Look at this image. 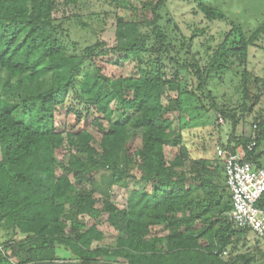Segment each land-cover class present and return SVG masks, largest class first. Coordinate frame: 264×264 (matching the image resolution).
Here are the masks:
<instances>
[{
	"label": "trees",
	"instance_id": "1",
	"mask_svg": "<svg viewBox=\"0 0 264 264\" xmlns=\"http://www.w3.org/2000/svg\"><path fill=\"white\" fill-rule=\"evenodd\" d=\"M65 2L77 5L79 0ZM205 2L199 0V6L208 17H224ZM140 4L150 9V20L142 24L117 15L113 46L98 41L75 54L55 17L60 0H0V69L6 72L0 92V234H6L0 238V264L56 261L58 244L66 245L80 264H233L214 254L235 233L230 218L226 224L222 217L216 221L207 215L216 191H208L206 207L197 204L202 208L196 212L187 187L189 179L184 173L177 174L176 168L189 159V148L182 145L171 163L165 156L173 125L169 115L180 106L179 98L170 99L167 105L163 102L174 80L164 76L162 65L153 70L151 56L142 76L110 77L97 64L95 71L85 69L96 56H113L114 63L121 64L133 55L143 58L147 52L167 49L158 24V10L165 0H142ZM142 25L150 27L155 37L151 48L146 47L149 35L142 32ZM238 29L239 51L246 56L252 41ZM208 70L215 69L209 66ZM201 80L200 87L206 86L208 75ZM62 111L74 113L80 123L90 115L99 127L105 121L108 127L101 150L93 146L88 127L59 125L57 117ZM261 136L251 142L259 144ZM239 143L246 149V158L262 167L254 161L256 145L249 150L247 140ZM66 145L72 151L69 172L58 175V152ZM136 160L144 172L142 179L152 182V191L132 190L126 208L78 188L69 175L82 184L108 168L119 183L127 173L123 168ZM198 163L200 170L206 162ZM193 179L202 185L206 181L202 171ZM231 210L230 202L223 212ZM183 212L188 214L179 216ZM82 214L96 222L86 227L78 219ZM103 214L119 233L113 248L94 245L104 237L98 226ZM159 225H166L168 234L149 239L152 228ZM20 234L25 237L17 239ZM156 241L165 242L166 248ZM239 264H252L251 258L241 256Z\"/></svg>",
	"mask_w": 264,
	"mask_h": 264
},
{
	"label": "rangeland",
	"instance_id": "2",
	"mask_svg": "<svg viewBox=\"0 0 264 264\" xmlns=\"http://www.w3.org/2000/svg\"><path fill=\"white\" fill-rule=\"evenodd\" d=\"M142 0H79L77 5L60 0L55 13L57 22L61 24L62 35L69 42L71 52L80 54L88 46L103 41L108 47L116 43V16L120 15L132 21L144 24L153 15L150 9L140 4ZM206 5L223 13V18H210L199 6V0H165L159 10L158 24L165 35L167 49L161 52H147L143 58L133 55L121 64H115L116 57L96 56L94 62L85 65V69L95 71L100 65L105 75L110 77L142 76L148 69L146 63L150 57L153 70H159L166 78L174 80V87L168 88L163 97L165 105L170 99L180 100L169 116L173 121L170 128V139L165 145V156L169 163L180 154L182 145L189 148V159L184 165L176 168L177 174H186L191 189L190 199L196 212L206 207V199L213 193V207L207 215L214 220L224 219L229 222V213L223 212L231 202L226 186L224 168L216 156L218 145L236 147L242 139L251 142L259 133L262 135L256 145L255 163L264 167V0H206ZM142 32L147 36V48H151L156 40L151 28L142 25ZM240 28L248 42L246 56L240 53L238 31ZM160 44L158 45V47ZM238 48V49H237ZM159 60V64L156 61ZM150 66V67H151ZM213 66L215 70L209 71ZM144 70H143V69ZM178 72V78L176 74ZM208 75L206 86L200 87L201 78ZM6 72L0 69V92ZM248 94V96H247ZM117 105V102H114ZM115 114V118H117ZM57 123H64L70 129L88 127L93 134V146L101 148L103 135L108 124L103 127L93 122L89 116L81 123L74 113H59ZM247 143V144H248ZM101 150V149H100ZM72 151L69 146L58 152L57 174L68 171ZM1 159V150H0ZM205 159L200 168L199 160ZM116 183L112 171L102 169L94 174L89 181L79 184L73 174L72 181L82 190L93 192L97 198L108 197L115 205L126 208L131 191L134 189L152 191V182L142 179L143 171L136 160ZM202 171L205 184L193 179ZM211 181L212 183H210ZM216 186L215 190H212ZM209 188V189H208ZM200 204L202 207H197ZM101 206V201L98 207ZM188 214L180 213L179 216ZM107 215L99 219V229L103 232V240L94 245L115 247L119 233L106 222ZM86 227L96 222L86 214L78 216ZM168 234L166 225L152 228L148 238H163ZM6 234L2 232L0 238ZM19 235L17 239L24 238ZM252 231H237L231 236L225 247L218 246L214 254L224 262L237 263L239 256H261L256 246L261 243ZM157 245L165 246V242ZM57 256H74L66 245H57ZM76 259V258H74ZM261 259V258H260ZM258 259L255 264L264 260ZM112 262L116 259L110 258ZM118 260L124 261L121 258ZM74 264H80L73 260Z\"/></svg>",
	"mask_w": 264,
	"mask_h": 264
},
{
	"label": "built area",
	"instance_id": "3",
	"mask_svg": "<svg viewBox=\"0 0 264 264\" xmlns=\"http://www.w3.org/2000/svg\"><path fill=\"white\" fill-rule=\"evenodd\" d=\"M256 145L253 141L247 148ZM243 146L232 149L227 145L216 147V156L222 161L226 185L231 197L229 213L233 229L252 231L257 237L264 236V167H258L246 158Z\"/></svg>",
	"mask_w": 264,
	"mask_h": 264
},
{
	"label": "crops",
	"instance_id": "4",
	"mask_svg": "<svg viewBox=\"0 0 264 264\" xmlns=\"http://www.w3.org/2000/svg\"><path fill=\"white\" fill-rule=\"evenodd\" d=\"M261 238H262L261 243L256 246V250L258 251L259 255H261V256L259 258H258V256H248L251 258L252 264H255V262H257V260L260 258L262 260H264V236ZM74 258H75V256H57L56 261H65V262L73 263V260H76ZM240 258H241V256H239L237 260L240 261ZM234 264H239V262L234 263ZM257 264H261V262H258Z\"/></svg>",
	"mask_w": 264,
	"mask_h": 264
},
{
	"label": "water",
	"instance_id": "5",
	"mask_svg": "<svg viewBox=\"0 0 264 264\" xmlns=\"http://www.w3.org/2000/svg\"><path fill=\"white\" fill-rule=\"evenodd\" d=\"M35 264H74L65 261H52V262H44V263H35ZM113 264H122V263H113Z\"/></svg>",
	"mask_w": 264,
	"mask_h": 264
}]
</instances>
